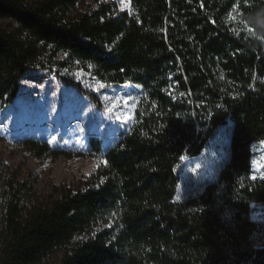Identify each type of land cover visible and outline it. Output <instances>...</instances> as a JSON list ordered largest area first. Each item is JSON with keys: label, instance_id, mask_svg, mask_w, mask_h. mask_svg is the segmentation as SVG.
<instances>
[{"label": "trees", "instance_id": "trees-1", "mask_svg": "<svg viewBox=\"0 0 264 264\" xmlns=\"http://www.w3.org/2000/svg\"><path fill=\"white\" fill-rule=\"evenodd\" d=\"M85 1L0 0V109L60 54L102 83L142 88L146 102L113 144L89 138L107 162L92 187L29 205L34 182L0 174V264H37L64 246L60 264H264V222L251 218L252 203L264 204V178H251L264 140V0H131V13L106 3L79 11ZM228 125L218 184L179 203L181 157L200 155ZM104 219L111 225L91 234Z\"/></svg>", "mask_w": 264, "mask_h": 264}, {"label": "rangeland", "instance_id": "rangeland-1", "mask_svg": "<svg viewBox=\"0 0 264 264\" xmlns=\"http://www.w3.org/2000/svg\"><path fill=\"white\" fill-rule=\"evenodd\" d=\"M102 3L112 4L118 13L128 11L120 10V0H86L78 10H92ZM232 19L239 21L236 14ZM2 25L6 23L0 21ZM48 57L46 54L40 60L47 62ZM50 61L54 63L52 70L30 71L22 80L19 95L0 109L1 179L10 176L31 179L36 195L29 205L48 204L62 189L83 190L94 186L92 175L106 163L101 154L90 151L89 138L97 137L105 146L113 144L121 131H128L136 122L146 102L142 88L102 83L81 64L69 61L66 54ZM63 61L64 66L59 64ZM56 70L94 93L101 108L63 82ZM33 84L37 87H32ZM125 99L128 104L124 103ZM231 134L230 125L221 127L200 155L183 157L177 169L180 184L176 201L184 204L198 199L208 187L218 184L220 172L230 158ZM31 140L48 144L53 153L39 155L27 144ZM261 142L264 140L253 145L251 178H264V144ZM251 207V218L263 223L264 204L252 203ZM111 223V219H104L90 233L108 228ZM85 237L87 235L83 234L77 238ZM65 250V246L61 247L37 264H60Z\"/></svg>", "mask_w": 264, "mask_h": 264}, {"label": "snow or ice", "instance_id": "snow-or-ice-1", "mask_svg": "<svg viewBox=\"0 0 264 264\" xmlns=\"http://www.w3.org/2000/svg\"><path fill=\"white\" fill-rule=\"evenodd\" d=\"M125 9H127L129 11V13H131V0H120V10L121 11H124ZM28 81H25V84H27ZM32 87H37V85L33 84ZM101 87H103V85H101ZM181 96H184L185 94L184 93H180ZM108 97H105V99H107ZM119 99V98H117ZM132 99H135L134 97ZM124 103L125 104H128V100L125 99L124 100ZM219 107V106H217ZM131 117H129L130 119ZM81 131H83V128H81ZM53 140H55V137H53ZM262 144H264V142H261ZM181 159H183V157H181ZM105 163H107L105 161ZM254 163H258V162H254ZM252 179H256L255 176L252 177Z\"/></svg>", "mask_w": 264, "mask_h": 264}]
</instances>
